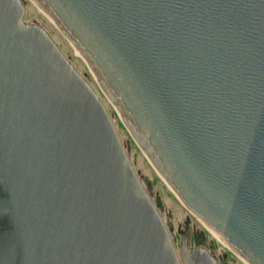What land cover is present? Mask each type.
<instances>
[{
    "label": "water",
    "instance_id": "95a60500",
    "mask_svg": "<svg viewBox=\"0 0 264 264\" xmlns=\"http://www.w3.org/2000/svg\"><path fill=\"white\" fill-rule=\"evenodd\" d=\"M38 1L190 211L264 264V0ZM26 11L0 0V264H219L178 251L106 103Z\"/></svg>",
    "mask_w": 264,
    "mask_h": 264
},
{
    "label": "rangeland",
    "instance_id": "374dc122",
    "mask_svg": "<svg viewBox=\"0 0 264 264\" xmlns=\"http://www.w3.org/2000/svg\"><path fill=\"white\" fill-rule=\"evenodd\" d=\"M23 1L27 8L25 16L26 21L30 23H39L48 30L65 54L90 81L106 103V106L114 118L122 141L130 153L138 174L144 181L145 185L149 187V191L154 201L160 204V209L163 211L164 218L166 219L167 216L172 218L174 226L172 236L178 251L180 250L179 244L182 237L186 236L190 246L205 245L208 250L217 257L219 264H224L220 259L221 256H227L225 264H248L242 257H239L235 251L219 240L203 224L197 215L190 211V209L181 201L178 194H176L158 174L151 161L144 154L140 145L134 139L128 127L119 116L109 98H107L102 91L95 74L92 72L85 59L77 55L75 46L62 33L56 23H54L47 14L40 9L34 0Z\"/></svg>",
    "mask_w": 264,
    "mask_h": 264
},
{
    "label": "bare ground",
    "instance_id": "6f19581e",
    "mask_svg": "<svg viewBox=\"0 0 264 264\" xmlns=\"http://www.w3.org/2000/svg\"><path fill=\"white\" fill-rule=\"evenodd\" d=\"M35 3L40 7V9L45 13L47 14V16L54 22L56 23V25L58 26L57 22L54 20V18L52 17V15L48 12V10L38 1V0H34ZM59 27V26H58ZM72 42V41H71ZM73 44V43H72ZM74 45V44H73ZM75 46V45H74ZM76 48V51H77V55H79L80 57H83L82 54L80 53V51L77 49V47L75 46ZM84 58V57H83ZM85 59V58H84ZM86 61V60H85ZM91 69V68H90ZM93 72V71H92ZM94 73V72H93ZM95 74V73H94ZM96 76V75H95ZM97 78V77H96ZM102 89V88H101ZM103 91V90H102ZM104 92V91H103ZM105 94V93H104ZM106 95V94H105ZM108 98V97H107ZM110 100V99H109ZM110 102L113 104V106L115 107L116 111L118 112L115 104L110 100ZM119 116H120V113L118 112ZM121 117V116H120ZM122 119V117H121ZM138 143V142H137ZM142 149V148H141ZM143 151V150H142ZM144 152V151H143ZM144 154L146 155V153L144 152ZM147 156V155H146ZM148 158V157H147ZM149 159V158H148ZM150 160V159H149ZM153 165V164H152ZM154 166V165H153ZM156 169V168H155ZM157 171V169H156ZM158 172V171H157ZM158 174L162 177V179L167 183L168 186H170V184L163 178V176L158 172ZM171 187V186H170ZM172 188V187H171ZM173 189V188H172ZM173 191L176 193V191L173 189ZM177 194V193H176ZM179 196V195H178ZM179 198L181 199V197L179 196ZM181 201L183 202V200L181 199ZM184 203V202H183ZM185 204V203H184ZM196 215V214H195ZM197 217L203 222V224L219 239L221 240L225 245H227L230 249H232L233 251L236 252V254L239 256V257H242L238 251L232 247L225 239H223L217 232L216 230L211 227L208 223H206L201 217H199L197 215ZM248 264H251L249 261H247L244 257H242Z\"/></svg>",
    "mask_w": 264,
    "mask_h": 264
},
{
    "label": "flooded vegetation",
    "instance_id": "af4514ba",
    "mask_svg": "<svg viewBox=\"0 0 264 264\" xmlns=\"http://www.w3.org/2000/svg\"><path fill=\"white\" fill-rule=\"evenodd\" d=\"M187 241H188V239H187ZM189 245V244H188ZM190 246V245H189ZM217 258V257H216ZM220 259L222 260V263H226V261H227V256H221L220 257ZM218 260V259H217ZM229 261V260H228Z\"/></svg>",
    "mask_w": 264,
    "mask_h": 264
}]
</instances>
